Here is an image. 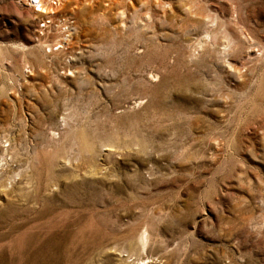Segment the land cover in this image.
Instances as JSON below:
<instances>
[{"label": "rangeland", "instance_id": "obj_1", "mask_svg": "<svg viewBox=\"0 0 264 264\" xmlns=\"http://www.w3.org/2000/svg\"><path fill=\"white\" fill-rule=\"evenodd\" d=\"M62 14L0 0V264H264V0Z\"/></svg>", "mask_w": 264, "mask_h": 264}, {"label": "built area", "instance_id": "obj_2", "mask_svg": "<svg viewBox=\"0 0 264 264\" xmlns=\"http://www.w3.org/2000/svg\"><path fill=\"white\" fill-rule=\"evenodd\" d=\"M69 0H17L35 13V31L39 36L59 35L57 40L48 48L50 50L63 49L75 33L76 25L74 18L63 15L62 11ZM51 47V48H50Z\"/></svg>", "mask_w": 264, "mask_h": 264}, {"label": "bare ground", "instance_id": "obj_3", "mask_svg": "<svg viewBox=\"0 0 264 264\" xmlns=\"http://www.w3.org/2000/svg\"><path fill=\"white\" fill-rule=\"evenodd\" d=\"M225 47V46H224ZM233 49V48H232ZM221 54V53H220ZM229 61V60H228ZM227 64L229 65V62H227ZM230 67H232V65L230 66ZM230 69V68H229Z\"/></svg>", "mask_w": 264, "mask_h": 264}]
</instances>
